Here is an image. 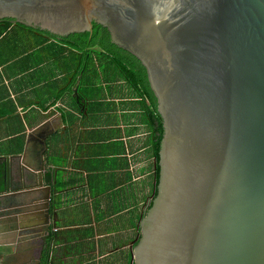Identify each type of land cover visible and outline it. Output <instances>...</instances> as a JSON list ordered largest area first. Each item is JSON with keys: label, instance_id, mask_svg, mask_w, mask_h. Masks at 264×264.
I'll list each match as a JSON object with an SVG mask.
<instances>
[{"label": "water", "instance_id": "obj_1", "mask_svg": "<svg viewBox=\"0 0 264 264\" xmlns=\"http://www.w3.org/2000/svg\"><path fill=\"white\" fill-rule=\"evenodd\" d=\"M2 20L59 39L98 25L143 64L163 138L134 264H264V0H0ZM66 126L62 113L39 125L0 168L14 253L61 220L66 192L44 158Z\"/></svg>", "mask_w": 264, "mask_h": 264}, {"label": "crops", "instance_id": "obj_2", "mask_svg": "<svg viewBox=\"0 0 264 264\" xmlns=\"http://www.w3.org/2000/svg\"><path fill=\"white\" fill-rule=\"evenodd\" d=\"M73 51L75 62L68 64L56 65L55 58L38 63L33 51L0 64V144L7 142L0 146V168L5 158L23 154L31 131L62 113L67 126L52 141L55 157L48 155L49 144L44 158L66 192L58 206L60 243L67 245L72 264H134L141 223L158 184L152 99L113 63L117 74L101 67L95 52L83 54L80 71L82 54ZM76 89L86 100L82 110L73 98ZM29 142L37 151L38 143ZM12 241L10 232L0 234L2 255L11 254L5 264H32L28 247L14 253Z\"/></svg>", "mask_w": 264, "mask_h": 264}, {"label": "trees", "instance_id": "obj_3", "mask_svg": "<svg viewBox=\"0 0 264 264\" xmlns=\"http://www.w3.org/2000/svg\"><path fill=\"white\" fill-rule=\"evenodd\" d=\"M11 25H12L11 22L8 20L0 21V26L5 30H8L11 27ZM16 26H23L30 30H34L36 34H40L43 37L48 36L49 38L59 39L58 37L52 35L48 31H42L40 29L30 28L22 24H16ZM1 36L2 34H0V37ZM61 40H64L65 43H67L68 45L77 48L80 51V54H82L80 66H79L80 71L84 66L83 54L86 55L90 52H95V51L104 53L108 55L109 58H111L112 62L125 75V78H127L130 82H132L136 86H140L143 90V93L151 97L153 104V112L151 113V123L153 124L152 126L154 127V135H155L154 153L156 155L157 162H159L160 145L163 138V124H162V119L157 111L156 98L154 97L149 87L146 70L143 67V64L140 62V60L131 52L124 50L118 47L117 45H115L114 43H112L110 39V35L107 32V30L103 29L98 25H94L92 33L74 34ZM95 47L97 48L95 49ZM159 172H160V168L158 166V170H157L158 181H159ZM151 206H152V202L149 205V208Z\"/></svg>", "mask_w": 264, "mask_h": 264}, {"label": "rangeland", "instance_id": "obj_4", "mask_svg": "<svg viewBox=\"0 0 264 264\" xmlns=\"http://www.w3.org/2000/svg\"><path fill=\"white\" fill-rule=\"evenodd\" d=\"M0 34H3L0 37V64H2V61L7 58L21 56L22 54L26 52H31V51L34 52L32 57L35 58L38 63L42 59L55 58L54 64L56 65H61V63L65 61L68 64L70 63L72 58H73L72 62H75V59L77 56V54L73 51L74 49H77V48L68 45L67 43H65L64 40L62 41L54 40L53 42H47L45 38H41L40 36L36 35V32L34 30H30L23 26L13 25L11 27V30L10 28L8 30H5L0 27ZM67 49H69V52L71 54L66 56L65 54L67 52ZM95 55L99 57L100 60H102L101 67H109L110 69L115 71L117 74L118 69L115 67L116 65L112 62L111 58H109L108 55L98 52V51H95ZM1 67L2 66H0V71H1ZM12 67L13 66H11L10 68L12 69ZM7 70H8L7 68H4L3 69L4 73ZM43 72H44V69L38 71V75H41ZM3 80L5 81V79ZM53 139H57V134L51 137V140L49 142L51 149L48 155H50V157H55V155H53V152H56V147L53 148L52 146ZM5 144H7V142L1 143L0 146H3ZM59 226H61V224H59ZM62 232L64 234L67 233L64 231Z\"/></svg>", "mask_w": 264, "mask_h": 264}, {"label": "flooded vegetation", "instance_id": "obj_5", "mask_svg": "<svg viewBox=\"0 0 264 264\" xmlns=\"http://www.w3.org/2000/svg\"><path fill=\"white\" fill-rule=\"evenodd\" d=\"M48 37V36H46ZM97 47H95L96 49ZM82 98V97H81ZM79 108L82 110L81 105ZM60 190V187H59ZM59 208V207H57ZM30 237V244L28 249L33 253V261L32 264H35L38 259V249L44 248L43 262L41 264H72L71 258L67 257L66 249H68L67 245H61L58 229L56 226L51 228V232L49 234H45L39 228H32L28 231Z\"/></svg>", "mask_w": 264, "mask_h": 264}]
</instances>
